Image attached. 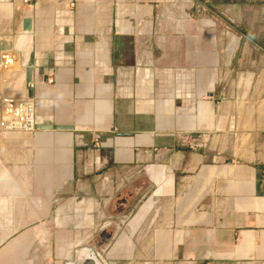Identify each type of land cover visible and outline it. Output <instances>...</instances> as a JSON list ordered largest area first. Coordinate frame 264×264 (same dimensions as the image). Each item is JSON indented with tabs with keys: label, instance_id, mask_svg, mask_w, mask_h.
<instances>
[{
	"label": "crops",
	"instance_id": "1",
	"mask_svg": "<svg viewBox=\"0 0 264 264\" xmlns=\"http://www.w3.org/2000/svg\"><path fill=\"white\" fill-rule=\"evenodd\" d=\"M139 3L0 0V38L19 58L4 96L28 98L30 68L36 118L64 128L13 134L18 156L0 155V264L73 260L69 247L63 256L55 249L57 218H43L58 206L55 192H70L67 211L77 190L102 200L142 176L147 193L178 182L184 198L143 264H264V43L237 37L212 61V125L204 130L201 59L186 66L187 56H175L180 40L167 39L163 25L150 23V4ZM26 18L32 29L17 48ZM223 93L232 97L217 105Z\"/></svg>",
	"mask_w": 264,
	"mask_h": 264
},
{
	"label": "rangeland",
	"instance_id": "2",
	"mask_svg": "<svg viewBox=\"0 0 264 264\" xmlns=\"http://www.w3.org/2000/svg\"><path fill=\"white\" fill-rule=\"evenodd\" d=\"M146 4H150V23L156 25L159 30L162 27L161 25H163V30H161L167 39L171 36V38L180 40L179 47V41L175 42L178 50L175 56L181 59L187 56L186 66L194 60L195 56L197 60L201 59L204 87L202 101L207 105H205L207 108L203 110V128L204 130L210 129L212 117L210 106L208 105L209 102L212 101L213 94L210 93L208 88L214 83L211 77L213 73L211 69L214 67L213 64L215 65V62L217 63L215 59L218 58L219 60L224 54H229L231 52L230 47L236 42L237 37L264 43V0H140L138 7H145ZM185 24V30L181 27L180 32H178L177 29L174 31L171 29L172 31L169 33L167 32L171 26H183ZM22 33V38H18L19 40L16 44L17 48H20L24 42V33L26 32L23 31ZM169 34L170 36H168ZM156 35L158 38L159 35L162 36L163 34H161V31H157ZM155 45L158 46L157 44ZM164 48L165 47H157L155 51L157 54H162V49ZM5 53L9 52H4L2 54ZM12 56L13 59H10L12 62L7 61L10 65L5 64L7 58L4 59V61L2 59V64L0 65V68H2L0 76V155L5 158L4 160L13 158L15 154L16 157L18 156V151L20 150L18 139H16L17 143L10 142V140L14 137L13 134H18V136H20L23 133L13 129L6 130L1 125V122L7 119V114L3 109L6 107L5 105L9 103L5 102L9 99L6 100L4 96L6 90L4 83L6 81V84H8V82L12 81L8 73L19 68L16 67L19 66L18 55L12 53ZM154 56L156 55L154 54ZM212 61H214L213 64ZM219 66L222 67L221 64ZM6 68L11 70L8 69V71ZM3 71L8 75L5 76L4 73H2ZM212 76L216 77V74ZM221 76L225 77V73L219 72V78ZM231 97L232 96L227 93L219 94L216 103L217 105H221L222 102L228 101ZM35 103L38 111L39 107L37 106V101H35ZM203 134L205 135V132ZM204 135V139L210 138ZM202 144L208 145L205 141L202 142ZM226 145L225 142L220 143V150ZM16 160H19V158ZM140 178H143L145 182L148 181L146 176ZM177 185L178 182L174 184L176 189H170L168 191L161 190V192L157 190V188L152 189L150 186V192H142L139 201L131 206L132 212H130L129 206L125 214L129 216L130 213H132V215L129 216V218H125L123 224H120L121 226L117 230L118 234L116 235L115 242L113 240L114 243L109 253L103 255L109 264H130V262H141V264H143L145 262L149 250L151 251V248L157 245V238L163 234V231L168 225H172V221L174 220L172 217L177 216L180 201L184 202V198L181 196L182 193L179 194ZM77 194L78 190L75 191V196ZM112 194L113 192L109 195ZM55 195L58 197V206L55 205L53 216L47 213V208L45 207L43 218H57V225L62 226L59 229L61 236L55 249L58 248V252H61V256H63L68 247L70 248V239L74 238L75 242L78 241L79 244H83L82 242L86 239V235L90 233L92 229H85V235L84 233L81 235L76 233L77 235L75 237L72 236L71 224L67 222L66 218V215L71 216L72 214L68 209L66 211L64 208L65 202L68 199L67 195H70V192L56 191ZM109 195H103L101 197L102 200H95L94 198L88 200V198L84 199L82 197L80 202L77 201L75 213H78V209L81 211V209L85 207V211H87L86 214L89 213L92 217L94 214H100L105 217L111 215L112 213L106 212L105 210L107 206L106 202L110 197ZM148 205H150V209H148ZM14 210L15 209L12 207L10 210L12 214ZM110 212H113V210L110 209ZM142 213L143 215L145 214V216L147 213L150 215V218H138L137 215L140 214V216H142ZM166 216L171 218H165ZM85 224H87L85 226H91L89 223ZM49 225L52 226V224ZM52 227L53 231H55V225ZM77 231L80 230L78 229ZM76 257L77 255H75V258Z\"/></svg>",
	"mask_w": 264,
	"mask_h": 264
},
{
	"label": "flooded vegetation",
	"instance_id": "3",
	"mask_svg": "<svg viewBox=\"0 0 264 264\" xmlns=\"http://www.w3.org/2000/svg\"><path fill=\"white\" fill-rule=\"evenodd\" d=\"M147 181L145 182L143 178H134L124 182V185L118 191L114 192L106 202V212L112 213L109 216H102L98 214H94L91 217L93 220L89 225L85 226L86 223V212L85 207L78 209V213H75V207L78 202H80L83 197V192L79 191L78 194L74 197V203L69 206V211L71 212L70 218L72 229V236H76V233L80 235L83 233L85 229H92L90 233L86 236V239L82 242L83 244H79L78 241L75 242V239H71L70 244V254L74 256L77 255L76 252L80 251L84 247H92L94 248L103 258L104 254L109 253L112 244L115 242L116 235L118 234V229L120 228V224H123V220L126 218V212L130 206V212H132V205L139 201L140 195L142 192L147 191ZM84 198V197H83ZM78 201V202H77ZM135 203V204H136ZM110 209L113 212H110ZM82 214H81V213ZM80 231H77V230ZM114 240V242H113ZM84 245V246H83ZM83 246V247H82ZM116 259V258H114Z\"/></svg>",
	"mask_w": 264,
	"mask_h": 264
},
{
	"label": "water",
	"instance_id": "4",
	"mask_svg": "<svg viewBox=\"0 0 264 264\" xmlns=\"http://www.w3.org/2000/svg\"><path fill=\"white\" fill-rule=\"evenodd\" d=\"M32 29V20L26 18L23 21V30L31 31ZM17 40V39H16ZM13 49V42L6 39L0 38V64L2 63V52H9ZM26 83L28 87V97H34V88L32 86L33 78L31 75V69L27 68L26 70ZM43 119V118H41ZM36 118V124L34 126L35 131H50V130H61L63 127L54 124L51 120H41ZM70 129V128H69ZM31 132H24L23 136H31ZM2 135V134H1ZM87 250L86 254H83L82 251ZM77 257L71 261L70 258L67 260L66 264H109L105 258H103L94 248L84 247L80 251L76 252Z\"/></svg>",
	"mask_w": 264,
	"mask_h": 264
},
{
	"label": "built area",
	"instance_id": "5",
	"mask_svg": "<svg viewBox=\"0 0 264 264\" xmlns=\"http://www.w3.org/2000/svg\"><path fill=\"white\" fill-rule=\"evenodd\" d=\"M29 2L30 0H25ZM7 119L1 122L6 130H17L20 132H33L36 124V103L34 98H25L16 102H9L3 109Z\"/></svg>",
	"mask_w": 264,
	"mask_h": 264
},
{
	"label": "bare ground",
	"instance_id": "6",
	"mask_svg": "<svg viewBox=\"0 0 264 264\" xmlns=\"http://www.w3.org/2000/svg\"><path fill=\"white\" fill-rule=\"evenodd\" d=\"M18 40H19V39L17 38L15 44H17ZM13 47H15V46H13ZM13 49H14V48H13ZM13 49H12V50H13ZM12 50H11V51H12ZM9 52H10V51H9ZM2 53H3V52H2ZM6 58H7L8 60H7ZM11 58L13 59V56H12L10 53L2 54V59H3V61H4V59H6V60H5L6 63L3 62V63H5V64H9L7 61H11V60H12ZM10 59H11V60H10ZM15 59H16V58H15ZM14 61H15V60H14ZM11 62H12V61H11ZM15 63H16V62H15ZM1 64H2V63H1ZM1 64H0V65H1ZM16 64H17V63H16ZM18 64H19V63H18ZM18 64H17V65H18ZM9 65H10V64H9ZM13 65H14V64H13ZM3 67H4V66H3ZM12 67H13V66H12ZM12 67H11V68H12ZM16 67H19V66H16ZM4 68H5V67H4ZM4 68H3V69H4ZM9 68H10V67H9ZM9 68H8V69H9ZM13 68H14V67H13ZM6 69H7V68H6ZM8 69H7V70H8ZM9 70H11V69H9ZM9 70H8V71H9ZM8 71H6V72H8ZM8 101H9V100H7L6 102H8ZM5 106H6V105H5ZM4 109H5V108H4ZM36 110H37V109H36ZM7 134H8V133H7ZM14 136H15V135H14ZM16 136H17V135H16ZM82 253H83V254H86V253H87V250L82 251Z\"/></svg>",
	"mask_w": 264,
	"mask_h": 264
}]
</instances>
